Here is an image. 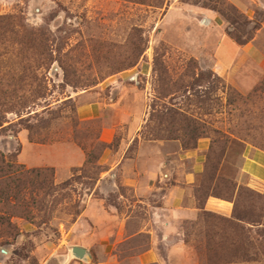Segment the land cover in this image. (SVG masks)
Listing matches in <instances>:
<instances>
[{
  "label": "rangeland",
  "instance_id": "374dc122",
  "mask_svg": "<svg viewBox=\"0 0 264 264\" xmlns=\"http://www.w3.org/2000/svg\"><path fill=\"white\" fill-rule=\"evenodd\" d=\"M242 2L0 0V264H264V70L215 59L264 50Z\"/></svg>",
  "mask_w": 264,
  "mask_h": 264
},
{
  "label": "crops",
  "instance_id": "0c3cea01",
  "mask_svg": "<svg viewBox=\"0 0 264 264\" xmlns=\"http://www.w3.org/2000/svg\"><path fill=\"white\" fill-rule=\"evenodd\" d=\"M232 1L233 4H235L237 7L240 8H244L245 4L242 2V0H230ZM250 1V0H247ZM207 17H214L212 16V13L209 10H204ZM264 34V30L260 31V34H258V38ZM227 39H230L236 46V51H235V56H234V62H231L232 64L229 65V67H226V55L219 54V50L217 49L216 53H215V59L217 62V65L219 67V70L222 74V76L228 80L229 82H231L234 85H238V87L240 86V88H244V89H250L251 85L253 83V80L250 79H244L245 81H241L240 77L238 78V76H240L241 71H244V67L246 66V64L248 65V63H251V65H255L256 67H258L261 70H264V50L261 49L258 45L256 40H253L252 42L245 44V45H239L238 43H236L234 40H232L229 37H225ZM257 39V38H256ZM237 57H239L240 59H237ZM262 72V71H261ZM238 78L239 82L236 81V79ZM237 82L239 84H237ZM242 82V83H241ZM92 106H90L91 108ZM257 154L258 158L261 160H264V152L263 151H255L252 153ZM249 172V171H248ZM250 173V172H249ZM252 175V174H251ZM253 176V175H252ZM254 177V176H253Z\"/></svg>",
  "mask_w": 264,
  "mask_h": 264
},
{
  "label": "trees",
  "instance_id": "16d2710c",
  "mask_svg": "<svg viewBox=\"0 0 264 264\" xmlns=\"http://www.w3.org/2000/svg\"><path fill=\"white\" fill-rule=\"evenodd\" d=\"M236 43H238L239 45H243L237 39H236ZM177 117H178L177 113L167 111L166 114L162 116V121L178 123L176 121L178 119ZM186 120L188 121L187 129L189 130V133L186 135H183L180 139L182 141L183 146L186 149L197 148L198 140L201 138H209V135H208L209 133L206 130H204L203 132H200L201 129L199 128V124L201 122L198 121L197 119H194L193 117H191V118H186ZM0 164H5L7 167H12L13 165L12 163L7 164L5 160H1V159H0Z\"/></svg>",
  "mask_w": 264,
  "mask_h": 264
},
{
  "label": "water",
  "instance_id": "95a60500",
  "mask_svg": "<svg viewBox=\"0 0 264 264\" xmlns=\"http://www.w3.org/2000/svg\"><path fill=\"white\" fill-rule=\"evenodd\" d=\"M71 254L75 259L80 260V261H87L90 259V255L88 251L85 248L80 247V246H74L71 249Z\"/></svg>",
  "mask_w": 264,
  "mask_h": 264
}]
</instances>
